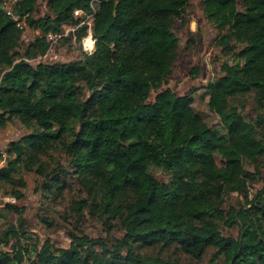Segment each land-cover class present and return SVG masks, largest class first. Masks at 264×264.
Returning a JSON list of instances; mask_svg holds the SVG:
<instances>
[{"label":"trees","instance_id":"obj_1","mask_svg":"<svg viewBox=\"0 0 264 264\" xmlns=\"http://www.w3.org/2000/svg\"><path fill=\"white\" fill-rule=\"evenodd\" d=\"M39 1L16 3V14L40 32L21 52L25 30L0 0V125L20 120L29 130L11 143L0 187L14 184L23 167L63 197L68 172L58 171L60 163L49 171L52 163L43 157L64 152L88 186L87 197L75 202L78 213L118 221L125 235L111 244L86 234H73L66 247L44 243L33 264H181L138 247H176L196 259L214 247L222 264H264V186L249 197L254 174L246 167L264 157V115L252 121L240 110L247 95L264 106V0L202 1L221 31L218 45L231 57L206 86L224 131L195 110L191 93L165 86L178 57L175 25L189 0H46L48 12L36 16ZM76 9L95 13L94 52L82 49L70 62L27 60L48 52L50 32L79 24ZM87 30L78 29V41ZM18 182L26 185L22 177ZM222 189L244 194L251 208L227 212ZM19 214V228L2 230L0 245L27 231ZM221 223L239 225L238 237L225 235ZM0 264H26L23 251L0 250Z\"/></svg>","mask_w":264,"mask_h":264},{"label":"rangeland","instance_id":"obj_2","mask_svg":"<svg viewBox=\"0 0 264 264\" xmlns=\"http://www.w3.org/2000/svg\"><path fill=\"white\" fill-rule=\"evenodd\" d=\"M202 1L189 0L186 17L179 19L175 25L174 31L179 38L178 57L173 73L167 78L165 86L173 88L177 94L191 93L195 110L211 127L224 131L220 116L209 107L206 86L222 75L221 65L231 57L226 55L218 45L217 39L221 31L206 16ZM46 12H48L46 0H40L36 16ZM24 30L23 42L18 48L21 52L40 33L28 26ZM82 51L77 38L72 41L62 39L54 45L47 59L59 62L75 61L82 57ZM37 60L31 63L35 64ZM0 71H2L1 68ZM240 101L242 103L240 110L247 119L255 121L260 114L264 115V106L255 102L254 95L241 97ZM28 133V128L20 120H10L6 125H0V169L6 166L11 158L8 151L11 143ZM69 158L68 154L61 151H54L52 155L43 157L52 163L49 165V171L60 163L58 171L68 172L62 176L65 181L63 185L67 184V188L61 198H55L54 193L42 186V176L36 170H27L22 167L16 175L14 184H1L0 232L9 224L19 228V210L25 219L27 231L18 232L8 244L0 245V250L8 252L11 256L22 250L25 263L33 264L35 248L41 247L44 243H51L55 247H66L70 245L73 234L80 236L86 234L92 238L104 239L111 244L125 235V230L118 221L90 214L87 210H84V215L78 213L75 202L87 197L88 186L82 185L77 180ZM216 158L220 165L224 164L225 160L221 155L216 154ZM246 167L254 174L253 180L248 183L249 197L252 198L264 186V157L254 163L246 162ZM155 173L160 178L168 179V173L163 170L155 169ZM20 177L26 182L25 186L18 184ZM15 191H21L23 195L17 197ZM222 191L227 212L233 207L251 208L244 194L237 191H225V189ZM239 228V225L229 226L221 223V229L225 235L238 237ZM138 250L144 254H160L165 259L177 260L181 264H222L224 261V256H218L214 247H210L201 259L193 258L176 247H138Z\"/></svg>","mask_w":264,"mask_h":264},{"label":"built area","instance_id":"obj_3","mask_svg":"<svg viewBox=\"0 0 264 264\" xmlns=\"http://www.w3.org/2000/svg\"><path fill=\"white\" fill-rule=\"evenodd\" d=\"M18 0H5L4 4L6 7V10L8 12L9 15L13 16L14 20L17 22V25L22 28L25 29L27 28V24H26V17L27 15L24 16V18H21L19 15L16 14V3ZM75 15L77 17H83L82 20L79 22V24L77 25H64L63 30L61 32H50L48 34L49 39L51 40V46L48 50V52L44 55V56H40L37 57L35 59H28L30 62H35L36 59L37 62L41 59H47L49 54L52 52L54 45H56L58 43V41L65 39L66 37H69L71 34H74L73 39H76V33L78 31V29L83 26V25H88V30L86 35H84L81 38V46L82 49L87 52V53H92L94 52L95 48H96V38L94 36L93 33V29H92V25H93V19H94V14L95 13H85L83 10L81 9H76L74 11ZM4 73V72H3ZM3 73H0V84L2 81V76Z\"/></svg>","mask_w":264,"mask_h":264}]
</instances>
